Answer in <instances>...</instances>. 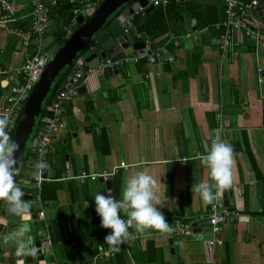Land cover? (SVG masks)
Wrapping results in <instances>:
<instances>
[{
  "label": "crops",
  "instance_id": "0c3cea01",
  "mask_svg": "<svg viewBox=\"0 0 264 264\" xmlns=\"http://www.w3.org/2000/svg\"><path fill=\"white\" fill-rule=\"evenodd\" d=\"M10 1L15 12L21 15L31 6L30 0ZM201 1L211 4L216 0ZM147 6L152 8L150 3ZM86 7L84 4L79 9ZM255 10L261 12L260 16L255 14L258 18L264 17V11ZM59 23L55 25L50 19L47 31L57 26L59 29ZM164 24L170 29L150 40L131 23L130 42L143 43L147 46L143 48L145 53L140 57L136 51L125 55L116 73L107 75L93 70L86 78H78L83 90L77 86L76 94L66 99V109L71 115L65 117L63 130L50 142L65 152L64 174L51 180L47 164L45 178L36 180L40 173L38 167H29L26 163L19 172L27 181L17 179L24 195L35 197L29 201L30 214L19 216L20 224L28 228L33 241L47 238L48 264H73V259H78L79 264H264V42H255L249 37L248 43H243L244 37L238 42L232 32L226 48L220 49L221 35L206 37V30H199L194 19H188L190 28L183 34L177 32L173 18L165 20ZM261 29L264 35V23ZM54 35L47 37L45 47L53 43ZM163 37L174 45V52L167 54L164 50L156 56L158 60H154L150 55ZM7 39L8 35L0 32L3 67L14 69L22 61L24 51L17 42L11 46ZM196 45H201L198 61L192 58ZM166 55L172 59L168 61ZM141 57H146L147 61H140ZM3 84L1 80V92ZM103 136L108 151L100 154L95 142L98 148H103ZM212 137L234 148L233 183L222 190L219 197L224 193L230 201L235 198L236 202L226 207L236 210L238 215L226 219L216 235L218 243L210 248L207 246L210 204L192 192V185L212 183L209 170L198 159L199 155L207 153ZM50 144L46 152L53 151ZM119 162L127 167H117L108 175L112 181L114 175L119 176L117 200L122 198L126 178L138 171H147L159 184L158 194L163 201L159 210L169 213L167 218L171 221L174 218L190 223L206 220L202 239L193 238L198 232H191V227L183 236H164L151 229L133 230L120 246L125 253L123 256L113 258L112 251L111 255L95 258L99 249L111 251L97 236L104 228L95 211L94 195L95 192L107 195L108 188L98 180L101 176L78 183L67 174L74 175L81 169L110 172ZM168 171L170 185L166 189ZM42 180L55 185L53 200L42 202L39 199L36 188ZM111 189L112 182L110 194ZM39 212H42L41 217ZM121 215L126 219L123 211ZM90 228V236L84 237ZM38 233H41L40 238ZM187 236L190 239H186ZM168 239L177 244L172 260ZM64 251H70L69 255ZM83 252L88 254V259ZM100 259L105 263H100ZM0 264H7L1 251Z\"/></svg>",
  "mask_w": 264,
  "mask_h": 264
},
{
  "label": "water",
  "instance_id": "95a60500",
  "mask_svg": "<svg viewBox=\"0 0 264 264\" xmlns=\"http://www.w3.org/2000/svg\"><path fill=\"white\" fill-rule=\"evenodd\" d=\"M130 0H101L93 7L86 9L77 8L76 14L68 17L71 20L73 16V26L70 34L62 41L61 39L53 42L46 49V53L49 55V59L45 64L39 78L32 86L26 100L23 103L18 120L14 127L11 139L20 145L17 151L16 159L17 174L15 179L18 181L23 180L24 175L18 173V168L22 163L28 164L29 167H35L38 158L41 160L40 174L41 178H45L47 172V162L45 160L44 151L40 157L29 148L24 158V150L26 149V143L29 138V134L35 123L38 114L41 111V102L45 97L51 82L57 76V74L65 67L71 66L69 74L62 82V86L56 90V93L61 91L64 87L67 89L72 83L71 73H77L80 79L86 78L88 72H91L101 60L109 58L111 61L123 58L127 54H131L136 51L137 54L143 55L147 47L143 43H131L129 35L123 32L126 27L125 21L129 15L134 13L138 8H145L147 11L151 6H147L149 0H134L129 3ZM124 5L120 12L113 16L112 14ZM257 16L261 15L259 10H254ZM111 19L110 23L106 25V22ZM63 31L61 26L58 30L51 29L46 31L42 38L48 37L50 34L58 35ZM145 46V47H144ZM149 52V51H148ZM119 67L118 63H113L106 66L102 72L110 75L116 73ZM80 79H76L72 83L73 86H80ZM64 86V87H63ZM81 87V86H80ZM83 90V88L81 87ZM63 111L61 112V121L65 125V117L71 115V112L66 109L67 100L61 101ZM47 111L49 106L46 107ZM46 121V116L43 118ZM10 132H8V135ZM51 142L54 140L51 139ZM99 181H103L106 194L109 195V188L111 186V176H107L106 179L98 178ZM34 186L35 183L33 182ZM24 199L30 201L35 199L34 195H24ZM223 206H228L235 201H230L227 195L222 193L219 197ZM236 202V201H235ZM236 208L240 210V206L236 203ZM242 217V216H241ZM240 218V217H239ZM246 218V217H243ZM125 219V218H124ZM206 224V220L193 221L190 223L191 232L194 230L198 233L193 235L195 239H202V226ZM19 216H11L8 214V205L4 201H0V251L1 256L6 258L7 264H48L46 262V246L42 244V240H32L31 232L27 228V232L20 239H13L12 233L15 232L20 226ZM24 226V225H23ZM129 231H133L129 229ZM186 234H188L186 232ZM40 238L41 233H38ZM191 236V235H190ZM192 238V237H191ZM186 239H190L189 236ZM25 244L24 253L18 250L20 244ZM170 259H173L174 254L177 251V244L173 240L168 239ZM83 256L88 259V254L83 252ZM73 264H79L78 259H73Z\"/></svg>",
  "mask_w": 264,
  "mask_h": 264
},
{
  "label": "built area",
  "instance_id": "2783aa9c",
  "mask_svg": "<svg viewBox=\"0 0 264 264\" xmlns=\"http://www.w3.org/2000/svg\"><path fill=\"white\" fill-rule=\"evenodd\" d=\"M79 3V5L86 4L87 7H93L96 5L97 0H70ZM177 1V0H175ZM223 3V15L224 19L220 22V25L224 28L218 42L219 48L225 49L231 38V33L235 35V39L240 42L243 37L247 36L253 39L255 42H264V35L262 34V22L255 15L254 10L257 9L258 3L261 0H248L244 3H239L237 0H221ZM168 0H149L153 6L164 5ZM56 0H30V22L28 29H23L21 26H17V17L15 16V8L12 2L9 0H0V32L3 35H14L17 39L18 46L23 49V58L20 64L14 69H8L0 67V81L4 82L3 91L0 94V114H6L10 118V124L7 132H10L13 127L15 119L22 108V104L26 100L32 86L39 78L45 64L49 59V55L46 53V47L43 44L42 35L48 29V23L50 21V14L55 8ZM143 8H138L137 11H141ZM131 15L125 21L126 27L123 32L129 35V31L132 28ZM73 25V17L67 25L63 26V36L65 39L71 32ZM217 25V24H216ZM139 36L138 34H136ZM154 56H159L160 53H164L162 47H157L154 51ZM151 53L150 58H152ZM139 55L138 57H140ZM138 57L132 59L137 60ZM166 59L170 61L171 56L166 55ZM125 58H120L115 61H111L109 58H105L99 62V64L93 69L102 72L106 66L113 63H119L124 61ZM91 70V71H93ZM80 78L77 73L73 74L72 83L76 79ZM71 83L69 88H64L56 93L55 97L49 105L47 111L46 121L38 131L36 135L35 143L32 144L31 148L37 154L38 157L44 153L47 146L51 142L52 137L55 134L60 133L63 130V124L61 121V112L63 108L61 101L66 100L68 97L76 94V87ZM219 141L223 140L215 137ZM214 137H212V140ZM41 160L38 158L36 166L39 171L42 168ZM116 166V165H115ZM117 167H127L124 162H119L118 165L110 172L94 173L85 172L79 170L78 173L67 177L75 179L78 183H82L85 180H94L98 176L102 178L111 175ZM36 180H41L40 173L35 177ZM215 191V189H214ZM42 216V212L38 213ZM238 212L234 209H229L222 206L219 197L213 203L210 204L208 215H207V226L210 232V238L207 241V246L210 248L215 243H218L216 235L221 231L223 224L229 216H236ZM170 228L172 229L168 233H161L164 236H183L190 229V222L182 220L180 218H174L169 222ZM42 244H49L47 238L41 239ZM112 251H106L99 249L96 253L95 258H101L105 255H111Z\"/></svg>",
  "mask_w": 264,
  "mask_h": 264
},
{
  "label": "clouds",
  "instance_id": "9594fccd",
  "mask_svg": "<svg viewBox=\"0 0 264 264\" xmlns=\"http://www.w3.org/2000/svg\"><path fill=\"white\" fill-rule=\"evenodd\" d=\"M9 124V116L0 114V201L7 203L9 215L26 216L30 214L31 203L24 199V192L15 180V154L20 145L8 135ZM198 159L209 170L212 183L193 184L192 192L198 193L206 204H211L217 200L222 190L230 188L233 183L234 148L231 144L214 138L207 153L199 155ZM158 193L159 184L147 171H138L126 178L122 198L119 200L111 194L95 192V211L100 217L101 227L111 230L105 237V243L111 251L120 250V246L130 236L129 229H153L160 233L172 230L159 210L158 206L162 207L163 201ZM122 211L126 214V219L122 218ZM26 232L27 228L22 225L12 233L11 238L20 239ZM24 249L25 244L21 242L18 250L23 254Z\"/></svg>",
  "mask_w": 264,
  "mask_h": 264
},
{
  "label": "trees",
  "instance_id": "16d2710c",
  "mask_svg": "<svg viewBox=\"0 0 264 264\" xmlns=\"http://www.w3.org/2000/svg\"><path fill=\"white\" fill-rule=\"evenodd\" d=\"M100 1L101 0H97L96 4H98ZM132 1L134 0H130L129 3H131ZM237 1L239 3H244V2H247L248 0H237ZM76 5L77 4H75L74 1L72 2L70 0H56L55 8L53 12L50 14L49 18L53 20V23L55 25L57 24V22L58 23L60 22L59 24H61V26L67 25L70 21L68 17L70 15L76 14V11L74 10L76 9L75 8ZM79 6L77 8H79ZM122 7L118 8L112 15L116 16L120 12ZM223 7L224 6L221 0H216L211 4L203 3L201 0H177V1L168 0V2L164 4L163 6L162 5H156V6L152 5V8L146 12L144 11V9H142L141 11L134 13L131 17V23L137 31L144 32L150 40H154L155 38H157L158 36H161L163 33H165L167 30L170 29L169 26L164 24L165 20H168L169 18H173L176 24L177 32H179L180 34H183L184 32L188 31L190 28L188 27V19L190 18V19H194L195 25L199 30H206V33L204 34L206 37L219 38V36L223 33V30H224V28L220 25V22L224 19ZM257 8L264 11V0H261L258 3ZM30 10H31V6H29V8L24 12L25 14L23 15L16 13V12L14 13L15 16L17 17V22L15 24L18 27L21 26L23 29H28L29 22H30V15H29ZM259 19L261 20L262 23H264L263 16L260 17ZM55 20L57 21L56 23H55ZM110 21L111 19H109L106 22V25H108ZM55 30H58V26ZM63 33L64 32H61L58 35H54L55 36L54 41H56V39L61 38L63 36ZM7 40H8L7 42L11 46L17 42V39L14 35H8ZM61 40L63 41L64 39H61ZM244 42L246 43L250 42L247 36L243 38V43ZM157 47H162L164 50H166L167 54H173L174 52V45L171 42H168V41L166 42V37H163L158 41V43L156 44V48ZM251 48H252V44L250 45L249 49L251 50ZM45 49H47V47ZM3 50L4 49L0 48V67H3V62H2V57H3V52H4ZM200 52H201V45L194 46L193 51H192V58L198 61V56ZM154 53L152 54L151 57L154 60H158V57L154 56ZM159 54H162V53L159 52ZM139 59L140 61L142 60V62H144L146 60V57H141ZM70 68L71 66H65L51 82L50 87L41 102V111L38 114L35 120V123L32 127V130L29 134V138L27 140V145L25 149L26 151L27 149L31 148L33 143H35L36 135L38 131L40 130V128L42 127V125L44 124L43 118L47 114L46 107L50 105L52 99L55 97L56 90L62 86V82L64 81L66 76L69 74ZM1 90L2 88L0 87V94H1ZM19 114H18V117H19ZM18 117L15 119L13 127L10 130V134H9L10 137L13 133ZM102 140L104 141L103 148H98L97 143L95 142L96 144L95 147L100 152V154H104L105 152L108 151L104 136ZM50 145L53 146V151L45 153V160L49 166V172H48L49 176L48 177L51 180H53V179H57L58 177H61L64 174L62 157L64 156L65 152L60 151L59 148L57 149V146L55 143L54 144L51 143ZM24 158H26V152L24 153ZM23 166H25L24 163H22L19 166L18 173L21 172V169L23 168ZM15 180L17 183V179ZM119 183H120L119 176L114 175L113 181H112L111 195L115 198L117 197ZM169 185H170V171H168L166 174V189H169ZM36 193L42 202L44 201L48 202L50 200H53L55 197V185L53 183H49L45 180H42L40 181L39 186L36 188ZM168 214L169 213H165L164 216L166 220L170 222L171 220L167 218ZM185 221H188V220H185ZM151 230L152 232H156V230H153V229ZM91 232H92V229L90 228V230H88L89 234L84 235V237L90 236ZM107 235L108 233H106L104 229H101L99 231V234L97 235L98 239L100 237V240L103 245L104 244L107 245V243H105V237ZM75 240L76 241L78 240L77 237H75ZM66 251L64 252L69 255L70 251L69 252H66ZM124 254L125 253H124L123 248H120L118 252H114L113 258H115L116 255L123 256ZM130 256L132 257V254H130ZM224 256L227 257L226 251H224ZM99 262L105 263L103 259H100Z\"/></svg>",
  "mask_w": 264,
  "mask_h": 264
},
{
  "label": "rangeland",
  "instance_id": "374dc122",
  "mask_svg": "<svg viewBox=\"0 0 264 264\" xmlns=\"http://www.w3.org/2000/svg\"><path fill=\"white\" fill-rule=\"evenodd\" d=\"M46 43H47V37L46 38H43V44H44V46L46 45Z\"/></svg>",
  "mask_w": 264,
  "mask_h": 264
},
{
  "label": "flooded vegetation",
  "instance_id": "af4514ba",
  "mask_svg": "<svg viewBox=\"0 0 264 264\" xmlns=\"http://www.w3.org/2000/svg\"><path fill=\"white\" fill-rule=\"evenodd\" d=\"M55 38V37H54ZM60 39H62V37L61 38H59V39H56V41H58V40H60ZM53 42H55V41H53Z\"/></svg>",
  "mask_w": 264,
  "mask_h": 264
}]
</instances>
